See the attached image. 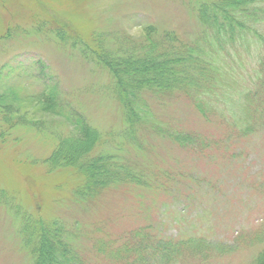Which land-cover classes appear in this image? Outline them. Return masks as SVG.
<instances>
[{"label":"rangeland","instance_id":"1","mask_svg":"<svg viewBox=\"0 0 264 264\" xmlns=\"http://www.w3.org/2000/svg\"><path fill=\"white\" fill-rule=\"evenodd\" d=\"M187 3L0 0V100L7 103L0 125L8 130L0 138V264L32 263L19 237V232H29L28 217L29 222L37 218L46 223L59 217L68 227L83 229L77 236L93 264L104 261L92 254L98 249L91 247L96 236L121 244L122 239L129 241L125 237L134 228L147 223L155 238L200 240L198 252L182 249V260L175 264H255L264 249V103L255 89L247 90L249 80L238 82L234 97H243L242 104L229 116L203 117L184 98L151 103L159 121L168 125L167 115L172 124L182 126L177 128L185 130L184 125L200 137L201 147L181 148L155 134L140 148L126 151L131 155L126 162H142L153 174L171 175L165 181L156 178L162 187L140 189V199L135 191L128 195L129 188L121 184L108 188L97 201L78 197L76 167L59 168L47 160L59 138L76 133L62 115L51 111L45 96L35 98L43 86L39 78L56 84L65 109L77 107L106 133L108 147L114 143L110 131L121 123L120 107L106 89L107 71L89 63L87 56L108 38L114 48L124 35L137 41L150 23L160 31L190 37L197 23ZM78 35L82 43L76 42ZM259 56L264 59L262 50ZM39 62L46 66V75L39 73ZM12 85L14 92L7 88Z\"/></svg>","mask_w":264,"mask_h":264},{"label":"trees","instance_id":"2","mask_svg":"<svg viewBox=\"0 0 264 264\" xmlns=\"http://www.w3.org/2000/svg\"><path fill=\"white\" fill-rule=\"evenodd\" d=\"M187 4L197 23L190 37H179L171 29L160 31L150 23L137 41L124 35L125 39L119 40L114 48L108 38L107 43L98 44L92 58L87 56L89 63L107 71L106 89L120 107L121 123L114 133L110 131L114 143L108 147H105L106 133L91 125L77 107L74 111L71 103L72 109H65L56 84H46L39 78L43 86L39 87L35 98L45 96L52 106L51 111L62 115L76 133L59 138L47 159L59 168L76 167L79 178L74 191L76 196L97 201L108 188L121 184L129 188L125 190L128 195L135 191L134 195L140 199V189L162 187L160 180L170 177L169 171L153 174L150 165L126 162L131 157L128 153L140 148L148 136L160 135L185 149L201 147L200 137L186 131L184 125L185 130L177 128L182 126L172 124L167 115L163 116L168 125L159 121L150 109L153 102L164 105L169 99L184 98L203 117L229 116L242 104L243 97H234L238 82L249 80L247 90L255 89L264 103L261 94L264 91V59L259 56L260 50L264 52V0H188ZM76 42L82 43L81 35ZM242 57H247L245 62ZM38 70L46 75L43 63ZM245 72H250V77L242 75L247 74ZM236 75L246 79H238ZM7 88L15 91L13 85ZM104 94L107 95L105 91ZM6 106L7 103L0 100V122L4 117L2 113L7 114ZM7 131L5 125H0V138ZM156 178L160 179L159 183ZM29 221L28 217L29 232H19V237L20 247L26 248L31 264H61L63 259L68 260L67 264H93L84 255L77 236L83 229L74 225L70 228L59 217L48 223L37 218ZM147 224L129 231L125 237L130 238L129 241L122 239L121 244H115L110 237L96 236L91 247L98 249L92 250L93 256L96 260H104L102 264H150L147 258L154 260L153 264H175L182 260V249L196 252L202 248L200 240L194 238L178 241L155 238L151 235L153 226ZM263 250L255 264H264Z\"/></svg>","mask_w":264,"mask_h":264}]
</instances>
